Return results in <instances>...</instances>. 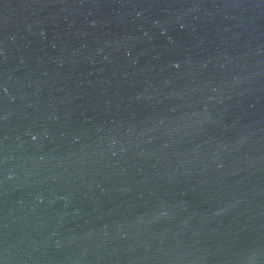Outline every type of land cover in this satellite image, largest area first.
<instances>
[{
    "label": "water",
    "instance_id": "water-1",
    "mask_svg": "<svg viewBox=\"0 0 264 264\" xmlns=\"http://www.w3.org/2000/svg\"><path fill=\"white\" fill-rule=\"evenodd\" d=\"M0 264H264V0H0Z\"/></svg>",
    "mask_w": 264,
    "mask_h": 264
}]
</instances>
